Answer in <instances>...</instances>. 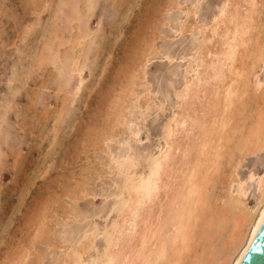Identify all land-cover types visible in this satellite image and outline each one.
<instances>
[{"label":"snow or ice","instance_id":"6c2138e0","mask_svg":"<svg viewBox=\"0 0 264 264\" xmlns=\"http://www.w3.org/2000/svg\"><path fill=\"white\" fill-rule=\"evenodd\" d=\"M97 7L96 0H88L86 5H81L78 0H23L17 5L22 12L17 11L15 15L5 12L0 17L5 29L0 31V71L4 72L9 88L14 91L28 77L25 57L33 62L38 59L28 56L27 50L39 30L46 26L45 21L50 25L53 20L58 22L79 15L83 8H87L90 14ZM137 7H143V0H113L110 16L117 22H126L125 13L130 14ZM168 8L167 15L172 19L165 23L167 31L160 32L159 37L147 45L139 61L136 76L143 81V101L133 109L131 123L126 126L123 136L118 137L119 152L114 151L110 163L104 165L115 179L117 173L121 177L125 175L126 166L131 168L146 163L156 182L153 184L150 178L147 188L129 189L136 193L135 200H126L127 192L125 195L101 196L102 200L112 199L120 203L112 206V212L101 211L100 216L120 212L126 222V213L131 214L133 221L141 219L154 194L159 193V177L166 161L171 160L170 155L156 154L160 149L154 147L155 140L174 145L182 137H191L199 131L205 139L212 137L214 140L217 134L220 135L217 165L232 153V163L226 165L234 169L231 172L232 199L226 201L224 211L235 216L243 215L245 219L252 217L259 231L264 226V176L258 177L254 171L245 172V178L241 179L237 172L247 156L254 158L264 169V0H173ZM257 24L262 37L258 52L248 44L249 37L257 31ZM214 50L217 52L215 56ZM41 63H44L43 59ZM152 65H159L158 70L151 72ZM59 70L63 76L65 69ZM212 72L216 74L212 75ZM229 78V94H233L234 88L243 87L245 96L259 98L260 114L259 122L253 123L250 130L245 129L235 137L229 136L225 143L227 123L222 126L213 124L209 129L194 113L202 115L201 101L207 98L208 90L218 88ZM0 148H3L0 167L6 168L9 160L4 153L8 149L3 139H0ZM173 151L179 153V149ZM237 153L239 164L235 162ZM249 200L255 201L254 208L246 207ZM47 209L48 203L41 202L32 213L28 226L30 240L25 247L10 244L8 228L3 229L0 247L6 250V258L0 264H191L184 258L189 253L186 234L183 243L178 233L175 241L165 242L152 252L143 247L130 251L116 236L117 225L111 229L104 225L101 236V229L92 223L100 216L89 214L91 219H86L76 215L63 222V231H57L61 224L57 222L56 228L51 226ZM249 233L253 237L256 235L251 228ZM120 235H123L122 231ZM97 239L107 242L97 246ZM199 264L212 262L201 261ZM216 264H223V261H216ZM232 264H239V261L233 260Z\"/></svg>","mask_w":264,"mask_h":264},{"label":"rangeland","instance_id":"374dc122","mask_svg":"<svg viewBox=\"0 0 264 264\" xmlns=\"http://www.w3.org/2000/svg\"><path fill=\"white\" fill-rule=\"evenodd\" d=\"M166 1L168 2L169 0H143V7L135 8L130 14L125 13L127 14V17L129 16L127 18L130 19L127 20L128 22L126 21L118 23L110 16V6L113 0H96L98 7L91 14H89L90 18L88 21V26L92 32L98 31V41L100 42L98 44V48L94 49V51L90 53L89 68L82 77V82L84 81L82 87L83 91L81 90L80 93L82 94H79L73 104L71 103V93H73L77 86H79V78L76 76L73 82L67 84L65 80L55 77L56 71L53 68V65H50V62L41 63V54H39L43 52L47 54V50L45 51V47H51V45H53L54 48H56L58 46L59 40L56 39V33L57 36L61 38L63 37L64 42H68L70 38V28L66 17L64 18V20H60L58 22L53 20L50 25L47 21H45L46 26L39 30L38 35L34 37L27 50L28 56H34L38 59L33 62L32 60H29L28 57H25V67L28 69L29 75L22 84L15 87L14 91L9 88L4 72L0 71V139H3L7 146L8 150L4 153V155L5 158L9 160L6 168L0 167V238H2L3 229L7 227L8 232L10 233L8 242L14 247H22L20 246V244H23V247H25L30 239L28 226L30 225L29 223L32 217V212H34V210L41 202L48 203V220L51 226L53 228H56L57 222H60L61 228L56 229L57 231H63V222L65 220H72V218L74 217L70 216V214L67 215L66 211L68 212L70 210H75L77 214L83 215L86 219H91V215L89 214L100 216L101 211L111 212L112 206L117 204L118 201L112 199L102 200L101 196H115L117 193L120 194V192L122 191L121 186L123 185L124 179H122L118 175H116V178L113 179L111 174L103 173L102 169L105 168V163H110L111 160L105 152H102L103 149L101 150L100 147L99 149H97L98 147H94L92 145L90 146L91 142L89 141V136L92 132H94L95 127V129L98 130V124L100 125L99 129L103 125L102 123H104V120L102 121L101 118L104 116V113L106 114L107 112V110L105 109H108L107 104L109 99L113 95V90H117V92H120V86V88H122V86H127L129 84L128 78L130 76L128 72H130V63L131 65L134 64V61H137L136 63H138V56L140 57L143 49L145 50V48L147 47L146 45H148L152 41V38L157 39V34L159 36L160 32L167 31L163 21L169 22L171 21L172 17H169L167 15L166 10L164 9L165 7L163 8L164 4L161 6L163 2L166 6ZM22 2L23 0H0V17H2L5 12L12 13L13 15H15L17 11L22 12L23 9L17 8V5ZM163 9L165 10V12ZM159 11L162 12L160 13ZM157 12L159 14H156ZM153 13L155 14V16H158L154 17ZM150 15H152L153 17H151ZM140 19H145L144 22H147L148 20V22L144 24L143 20V23L140 22ZM149 21L153 22L151 23ZM140 23L144 24L145 26L141 25ZM149 23L152 25H150ZM149 25L151 27L154 25L153 27H155L156 29H149ZM141 26L144 27V29H146L147 26V30L151 32H145V30H143L146 34L145 36H148L147 38H145L143 31H141ZM4 30V24L2 21H0V31ZM7 31L11 32V29H7ZM138 31L143 33L142 36L144 38L141 36L142 33L140 34ZM136 32L138 33L137 36H139L138 38L140 39V42L138 39L136 43H139L138 46L140 44L143 45L141 46L143 47V49L135 46L137 45L135 44V41L137 39L135 36ZM118 37L119 40H117ZM133 37H135L136 39L134 40ZM145 39H148L147 41L149 42H147ZM143 41H145L146 43H143ZM128 45H133V50L132 48H130L131 46ZM126 46H128V48ZM126 48L127 50L130 48L132 51L129 50L131 51L129 52L126 50ZM136 48H138V52L136 51ZM134 49L137 54L135 52V54L132 53ZM101 50L102 53H100ZM128 53L129 55L132 53L131 56H133L129 57ZM124 54H126L130 60H128V58L126 60L127 56H123ZM134 56H137L136 60H133V58H135ZM96 60L98 62H96ZM125 61L127 62V66H125ZM120 64L122 66L124 64L126 69L125 71H122L124 67H120ZM38 65L42 68H40ZM118 67H120L121 70ZM158 68L159 65H152L150 66V71L155 72L156 70H158ZM103 69L105 72H103ZM91 70L92 72H90ZM116 71L118 73L124 72L125 76H122L125 77V79L120 74L116 73ZM114 73H116L115 75L117 77L114 75ZM114 77H116L117 80L113 82V80L116 79ZM103 79L105 81H103ZM118 81L120 85L118 84ZM121 82H126V85L125 83L121 84ZM114 83H117L119 86H117V84L114 85ZM86 84L87 86L85 87ZM110 85H112L113 87H110ZM137 87L135 88L136 92L141 96L140 98L142 100L144 96V89L141 88L142 86ZM104 96H109V99L104 98L105 100H103ZM102 102L104 103V105L102 104ZM59 106H61L60 109L58 108ZM61 109L64 110L65 114L62 115L60 121V119L58 120L56 118V114ZM44 111H46L47 113ZM131 111V115L133 116L134 112L133 110ZM45 113L48 114V117ZM45 117H47L48 121ZM51 118H55L56 121L55 119L53 120ZM55 125L56 128H58L57 134H54L52 132V129L53 127H55ZM90 128L93 129L90 130ZM88 129L91 131V133ZM150 130L152 129L150 128ZM87 135L89 136L87 137ZM52 136L54 140L56 136V141H53V139L51 141ZM82 139L84 141L86 139L88 140L87 142H82ZM158 140L159 139L155 140V148L161 145V141ZM119 142L120 141L117 139L113 143L106 144L108 147H110V152L112 154L114 151L119 152ZM85 145L87 146L86 150ZM0 149L1 151H3V148ZM83 149L85 151H83ZM43 156H45V158ZM145 170V163H141L137 168V174L142 175L145 173ZM263 170L264 169H261L257 165L254 158H251L248 159L239 168V175L240 178L243 179L245 178V172L252 173L254 171L256 176H260L262 175V173H264ZM83 177L87 178L82 179ZM84 180L87 181L86 189L88 190L89 196L87 199L81 200L77 204H75L68 198L67 192H69L70 190L69 186L71 185L70 187H73L76 184L75 181L81 183ZM105 181L113 182L114 184H116V187L109 186ZM117 181H119V186H117ZM30 185L31 187H29ZM64 190L67 196L64 195ZM57 199H59L60 201H58ZM248 203L251 208L255 207V201L249 200ZM66 215L67 218H65V220L63 221V218L66 217ZM114 218L115 214L112 213L111 216H100L99 220L93 221L92 223L94 227L101 229L102 236L103 226L107 225L109 227L111 223H108V221H113ZM95 244L97 246H103L105 244V240L97 239L95 241ZM5 254L6 250L0 247V261L6 258Z\"/></svg>","mask_w":264,"mask_h":264},{"label":"bare ground","instance_id":"6f19581e","mask_svg":"<svg viewBox=\"0 0 264 264\" xmlns=\"http://www.w3.org/2000/svg\"><path fill=\"white\" fill-rule=\"evenodd\" d=\"M78 2L81 5H86L88 0H83V1L78 0ZM164 2L161 4V6L164 4L163 8L165 7L164 9L168 13L170 11V9L168 8V5L171 4L173 2V0H169L168 2L166 1L167 2L166 6H165ZM154 5H155V3H154ZM156 7H157V5H156ZM160 9H162V8H160ZM165 10H164V12H165ZM147 11H149V10H147ZM156 14H159V13L157 12ZM150 16L153 17L152 15H150ZM156 16H158V15H156ZM156 16L154 14V17H156ZM89 18H90V15L88 13L87 8H83V10L81 11V13L79 15L66 17V20H67V22L69 24V28H70V32H69L70 38H69L68 42L67 43L64 42L63 37L61 38V37L57 36V33H56V37H57L56 39L59 40L58 46L56 48H54L53 45H51V47L50 46L45 47V51L47 50V52H46L47 54H45L44 52L39 53V54H41L40 60L43 59L44 62H50V65L51 64L53 65V68L56 71L55 77L60 78L62 80H65L67 82V84H70L71 82H73V80L75 79L76 76L79 78V80H80L79 86H77V88L74 90V92L71 93V96H72L71 103L72 104L75 102V99L79 96V94L80 95L82 94V93H80L82 90V87H83V83H84V81L82 82V77H83V74L89 68L90 53L93 52L94 49L98 48V46H99L98 44L100 42V41H98V31L92 32L88 26ZM130 18H131V16H130ZM160 19H161V17H160ZM61 20H64V18ZM127 20H130V19H127ZM142 20L143 19H140V22H142ZM144 20H143V22H144ZM258 20H259V17H257V21ZM147 22H148V20H147ZM147 22H144V24ZM149 22H151V21H149ZM85 23H87V24H85ZM118 23H120V22H118ZM163 23L165 24L166 22L163 21ZM144 24H141V25H144ZM150 25H152V24H150ZM153 26L152 27L150 26L151 28L149 27V29L153 30L155 28ZM140 28H141V31H143V30H145V32L149 31V30H147V26H146V29H144V27H142V26ZM139 33L141 34L142 32H139ZM143 33H144V31H143ZM143 33L141 34V36L143 35ZM137 34L138 33L136 32L135 36L137 39L135 37H133L134 40L136 39V41H135V44H137V45H135L136 47L139 44V43H136L137 40L139 39L138 38L139 36H137ZM145 35L146 34L144 33V36ZM121 36H122V34H121ZM147 37L148 36H145V38H147ZM151 37H154V36H151ZM156 37L157 38L159 37L158 34ZM148 39H145V40L147 41ZM261 39H262V37H261V34L259 32V24H257V31L252 36H250L248 39L249 47L253 48L256 52H258V46H259ZM117 40H119V37ZM153 40H155V38H152V41ZM101 42H102V40H101ZM139 42H140V39H139ZM144 42L145 41H143V43ZM147 42H149V41H147ZM133 43H131V44H133ZM128 46H131L130 48H132L133 45H128ZM128 46H126V47L128 48ZM141 46H143V45L140 44L138 47L143 49V47H141ZM127 48H126V50H127ZM130 48L127 51L131 50ZM133 48H132V50H133ZM136 49H137L136 51L138 52V48H136ZM145 50H146V48H145ZM145 50L143 49V52H142V54H140V57L138 56V59H139L138 61H140V59L143 57ZM125 51H124V53H125ZM131 51H129V52H131ZM136 51L134 49V51L132 53H134V52L136 53ZM221 51H223V48H221ZM100 53H102V50L100 51ZM131 54L129 55V53H128L129 57L133 56V55L131 56ZM110 55H111V53H110ZM125 55L126 54H124L123 56H125ZM213 55L214 56L217 55V52L215 50L213 51ZM134 57L135 58H133V60L134 59L136 60L137 56H134ZM127 58H128V56L126 57V60H127ZM93 60H94V58H93ZM128 60H130V59L128 58ZM96 62H98V61L96 60ZM136 62L134 61V64H132V65L130 63V66H129L130 72L127 71L129 76H130L129 78L126 76L129 80L128 81L129 84L127 86H122V88H120L121 87L120 86L119 87L120 92H117V90H113V93H112L113 95L110 99L108 98L109 96L103 97V100H105L104 98H108L109 101L107 100L108 101V104H107L108 109H105V110H107L106 114L103 112L104 113V116L102 115L103 119L100 117L102 121L104 120L103 121L104 123H102L103 125L101 126V128L99 129L100 125L98 124L97 125L98 130L95 129L96 127L95 128L93 127L94 132H92V133L90 130H92L93 128H90V130L88 129L91 133L90 136L87 135V137L89 136V138H90L89 139V141L91 142L90 146L92 145L94 147H98L97 149H99V147L101 148V150L103 149L102 152H105L107 154V156L110 158V160H111L112 153L110 152V147H108L106 144L108 143V141L117 140L118 137H121L124 134L126 126L131 123V117H132V115H131L132 111L131 110L138 108L143 101V98L141 100V98H140L141 96L136 92V89H135L137 86L141 87L142 83H143V81L138 79L136 76L137 70L139 68V62L138 63H136ZM126 64H127V62L125 61V66H127ZM106 65H107V62H106ZM97 66H98V64H97ZM125 66H124V64H123V66L122 65L120 66V67H124V69H122V71L126 70ZM120 67H118V68H120ZM129 67H127V68H129ZM40 68H42V67H40ZM61 68L65 69V73L63 76L61 75V72L59 70ZM105 68H107V67H105ZM118 68H117V70H118ZM120 70H121V68H120ZM209 71H211V69ZM47 72H48V70H47ZM90 72H92V70ZM103 72H105L104 69H103ZM93 73H92V75H93ZM116 73H118V72L116 71ZM116 73H114V75ZM122 73H118V74H120L121 76L122 75L125 76L124 72H122ZM215 74H216L215 72H212V75H215ZM48 75H50V74H48ZM116 77H114V78H116ZM52 78H54V77H52ZM100 78H101V76H100ZM123 78L125 79V77H123ZM231 78H234V76H232ZM231 78H229L225 82L221 83L218 88H210L208 90V93H207V98L203 99L201 101V103L203 104V108L201 109L202 115L194 113V115H199V118L201 120L205 121V123L208 125L209 129H211L213 124L222 126L223 124L227 123L228 129H227V132L224 134L225 143H227L229 136L235 137V136H238L239 134L244 133L245 129L250 130L253 123L259 122V114H260L259 98L254 96V95L245 96L243 87H241L239 89L234 88L233 94H231V95L229 94L227 85L231 83ZM115 80H117V78L114 79L113 82ZM103 81H105V80L103 79ZM111 82H112V80H111ZM122 82H121V84L125 83V85H126V82H124V83H122ZM92 84H93V82H92ZM115 84H117V83H114V85ZM118 84H119V81H118ZM118 84H117V86L120 85V84L119 85ZM94 85H95V83H94ZM86 86H87V84L85 85V87ZM110 87H113V86L110 85ZM137 88H139V87H137ZM141 88H143V87H141ZM109 92H110V90H109ZM84 93H85V91H84ZM85 95H86V93H85ZM79 100H80V97H79ZM107 101H105V102H107ZM76 102H78V101H76ZM102 104L104 105L103 102H102ZM60 107L61 106H59L58 108L60 109ZM75 110H76V108H75ZM25 112H23V113H25ZM44 112H46V111H44ZM48 114H49V112H48ZM48 114H46L47 117H48ZM64 114H65L64 110L61 109L56 114V118L58 120L60 119V121H61V117ZM47 117H45L46 120H47ZM51 119L54 120L55 118H51ZM0 120H1V118H0ZM55 121H56V119H55ZM94 125H96V124H94ZM70 127H72V126H70ZM52 130H53L52 132L54 134L58 133V128H56V125H55V127H53ZM49 131H50V129H49ZM49 137H50V135H49ZM220 138H221L220 135L217 134L216 137L214 138V140L212 137L205 139L203 133L197 131L191 137H182L181 140L179 142L175 143L174 145L161 144L157 147L160 149V151L156 153L157 155H160L161 153H163L165 157H168L169 155L171 156V160L166 161V166L163 169V173L159 177V180H160V184H159L160 191H159V193L154 194L153 200L147 206L146 211L143 213L142 218L139 220L133 221L131 214L126 213L125 214L127 216V222H126L125 217L121 216L120 212H113L115 214V218L112 221L109 228L111 229L113 225H117L116 236L120 239L122 245H127L128 249L130 251H134L137 247H143L147 251L152 252L155 250V248L159 247L161 244H163L165 242L175 241L178 233L181 234V241L180 242L183 243V236L186 234L188 237V241H189V243H188L189 253H187L184 258L186 260L190 261L191 264H199V262H201V261H211L212 264H216V261H223V264H232L233 260L239 261V264H240L242 258L244 257L245 253L247 252L248 248L250 247L251 243L253 242L254 238L256 237V235L259 231L256 230L255 225L253 224V221H252V217H248L247 219H245V217L243 215L235 216L230 211H224V206H225L226 201L232 199L233 177L231 175V172L234 169H230V168L226 167L227 164L232 163V153H228L229 158L226 161H220L219 165H217L215 163L216 150L220 146ZM52 139H53V136L51 138V141H52ZM87 140L88 139H86L85 141L87 142ZM53 141H56V136H55V140L53 139ZM83 141L84 140L82 139V142ZM205 144H207L206 148L204 147ZM85 147H86L85 148V150H86L87 146L85 145ZM234 147H235V145H234ZM40 148H42V147H40ZM97 149H95V150H97ZM173 149H179V153L177 154L175 151H173ZM85 150L83 149V151H85ZM0 151H1V149H0ZM185 153H187V159H185ZM43 157L45 158V156H43ZM251 158L252 157H250V156L245 157L244 163L248 159H251ZM235 162L237 164L240 163L239 153H237ZM49 164H51V163H49ZM140 164L141 163H139L137 166L131 167V168L126 166L125 167V175L123 177H121L119 175V173L116 174V175L120 176L122 179H124L123 185L121 186L122 191L120 192V194L125 195L127 192V194L125 195L126 200L127 199L135 200L136 199V193L128 191L132 187L143 186V187L147 188L150 178L152 179L153 184H155V182H156V178L152 177V170H151L150 166H148L146 163H145V169H146L145 173L142 175L137 174V168ZM100 168H102V167H100ZM44 171H46V170H44ZM47 171H48V169H47ZM102 171H103V173H108L106 168H103ZM87 172H89V171H87ZM237 175L240 176L239 170L237 172ZM260 176H264V173H262V175H260ZM206 177L208 178L207 181L205 180ZM86 178L87 177H85V178L83 177L82 179H86ZM79 182H80V180H79ZM79 182L75 181L76 184H75V186L72 185L73 187H70L71 186L70 185L69 186L70 190H69V192H67L68 198L75 204H77L81 200L87 199L89 196L88 190L86 189V185H87L86 182L87 181L84 180L81 183H79ZM105 182H107V181H105ZM107 183L111 187H116V184H114L113 182H107ZM201 186H203V187H201ZM64 192H65V190H64ZM64 195L67 196L66 192L64 193ZM66 196H64V197H66ZM61 199H62V197H61ZM236 199H239V197H237ZM57 200L60 201L59 199H57ZM119 203L120 202L118 201L117 204H119ZM56 205H57V202H56ZM246 207L251 208V206H249V203H247ZM66 208H67V206H66ZM111 212H112V210H111ZM241 212H243V208L241 209ZM49 214H51V213H49ZM66 214L67 215L70 214V216H74V217L76 215L83 216L81 214H77V212H75V210H72V211L70 210L68 212L66 211ZM67 215H66V217L63 218V221L65 220V218H67ZM29 217H31V216H29ZM256 219L258 220V217H256ZM54 223H55V221H54ZM250 228L252 229L253 232L256 233L255 237H253L249 233ZM121 231L123 232V235H120ZM245 240H247L248 243H245ZM106 242L107 241L105 240V244H106ZM20 246L23 247V244L22 245L20 244ZM242 249H244V251H242Z\"/></svg>","mask_w":264,"mask_h":264},{"label":"water","instance_id":"95a60500","mask_svg":"<svg viewBox=\"0 0 264 264\" xmlns=\"http://www.w3.org/2000/svg\"><path fill=\"white\" fill-rule=\"evenodd\" d=\"M240 264H264V226L257 233Z\"/></svg>","mask_w":264,"mask_h":264}]
</instances>
